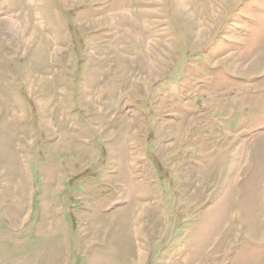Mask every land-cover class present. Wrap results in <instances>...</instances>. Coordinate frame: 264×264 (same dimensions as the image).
<instances>
[{"label": "rangeland", "instance_id": "obj_1", "mask_svg": "<svg viewBox=\"0 0 264 264\" xmlns=\"http://www.w3.org/2000/svg\"><path fill=\"white\" fill-rule=\"evenodd\" d=\"M0 264H264V0H0Z\"/></svg>", "mask_w": 264, "mask_h": 264}]
</instances>
